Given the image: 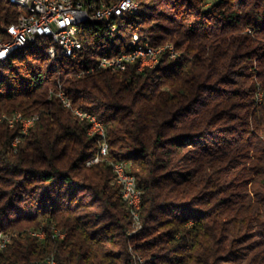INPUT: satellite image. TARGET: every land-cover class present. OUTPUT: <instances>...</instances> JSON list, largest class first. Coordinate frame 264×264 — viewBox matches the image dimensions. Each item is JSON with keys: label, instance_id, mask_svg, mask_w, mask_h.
Here are the masks:
<instances>
[{"label": "trees", "instance_id": "16d2710c", "mask_svg": "<svg viewBox=\"0 0 264 264\" xmlns=\"http://www.w3.org/2000/svg\"><path fill=\"white\" fill-rule=\"evenodd\" d=\"M135 1L113 38L79 24L74 58H51L39 37L0 62V118L35 119L15 145L20 125L0 120V264H264V0ZM18 13L0 0V35ZM132 33L178 54L86 72ZM58 83L105 125L107 161L86 164L96 138L50 96ZM108 161L141 191L134 232Z\"/></svg>", "mask_w": 264, "mask_h": 264}, {"label": "built area", "instance_id": "2783aa9c", "mask_svg": "<svg viewBox=\"0 0 264 264\" xmlns=\"http://www.w3.org/2000/svg\"><path fill=\"white\" fill-rule=\"evenodd\" d=\"M25 3V11H19L17 16H21L20 24H8L2 26L0 35V55L7 52L11 46H16L21 42H32L41 37V33H55L57 42H60V49H52L49 45L47 52L51 58L75 57V53L82 50V42L78 36V19L89 18L94 22H103L106 25L102 29L104 35L110 38L114 34H106V27L109 25H118L117 20L123 13H130L137 6L135 0H112L101 2L98 6L93 4L85 5L81 0H64V5H56L55 0H19ZM31 6H38V15H31ZM111 21V23H108ZM128 42L137 43V50L123 51L113 56H101L97 60V66L86 70L90 72L93 69L124 70L129 64L135 63L136 71L144 68H152V64H158L157 53H166L169 58H175L168 54V47L159 48L150 47L148 38L141 37L137 33H132ZM53 95L57 96L63 106L76 110V116L80 120L87 122V129H95V136L98 144L96 155L88 161L91 163L107 156V140L105 125L92 113L84 111L77 107H72L70 100L66 97L64 91L50 89ZM6 121V120H4ZM35 121V119H28ZM25 123V122H24ZM13 125H8L13 127ZM24 128H19V134L12 139V145L18 143L25 136ZM117 169H121L125 175V183L113 182L119 188L121 200L124 202L125 209L131 216L136 231L140 226L139 215L133 214V207L140 205L141 191L137 188L136 182L133 181V175L127 171V163L117 161ZM65 233L61 232L62 239ZM6 237V232L0 231V239ZM38 238L44 239V233H39ZM2 248H0L1 250ZM46 264H57V261L46 262Z\"/></svg>", "mask_w": 264, "mask_h": 264}, {"label": "bare ground", "instance_id": "6f19581e", "mask_svg": "<svg viewBox=\"0 0 264 264\" xmlns=\"http://www.w3.org/2000/svg\"><path fill=\"white\" fill-rule=\"evenodd\" d=\"M11 3L15 4L19 11H25V3L24 2H20L19 0H9ZM55 4L56 5H64V0H55ZM137 11V6L136 8H134V10H132L130 13H134ZM31 15H38V6H31ZM86 21H92V19L89 18H79L78 19V25L86 22ZM21 23V16H18L16 21L10 23V24H20ZM117 31V25H110L109 26V32L110 34H113ZM41 37H49L51 40V44H52V49H60V42H57V36L55 35V33H41ZM148 42L149 39H148ZM28 42H21L20 44L16 45V46H11V48H9L7 50L6 53L0 55V62L6 60L12 53L16 52L18 49L22 48L23 46H25ZM129 49L126 51H133V50H137V43L135 42H129L128 45ZM150 47H157V46H153L150 43ZM168 47V54L172 57H176L177 53L175 52V49L173 47L172 44L170 43H165L162 45H159V48H166ZM162 53H157V61H159L160 56ZM78 53H75V56H77ZM157 64H152V67L156 66ZM97 66V63L95 65V67ZM94 67V66H92ZM91 68V67H90ZM111 71H115V70H111ZM51 94H53V91H50V96ZM75 115H76V110H71ZM3 118H6L8 121V125H13V122H15V124H19L20 128H24L25 134L28 131V127L33 124V121H28V118H25L23 116H21L20 114H15L12 117H7L4 116ZM29 119H34V118H29ZM25 122V123H24ZM87 134L90 136H95V129H87ZM107 153H108V146H107ZM99 160H106V158L103 159H99ZM97 160V161H99ZM110 167H111V172L113 173V182H117V183H125V175L123 174V171L121 169H117V161H108ZM86 164H91V161H87ZM133 181H135V178L133 176ZM139 206L133 207V214L134 215H139ZM1 231V230H0ZM134 232V231H131ZM39 233H44V237L46 235V232L43 229L40 230H36L33 231L32 234L35 235L36 237H38ZM52 235L53 237L56 238H60L61 237V232L59 230L56 229H52ZM42 239V238H40ZM9 242V237H2L0 239V248L5 247V245ZM55 261L53 258H49L47 259L46 262H52Z\"/></svg>", "mask_w": 264, "mask_h": 264}, {"label": "rangeland", "instance_id": "374dc122", "mask_svg": "<svg viewBox=\"0 0 264 264\" xmlns=\"http://www.w3.org/2000/svg\"><path fill=\"white\" fill-rule=\"evenodd\" d=\"M210 1H212V0H209V2ZM209 2H208V4H209ZM175 49V48H174ZM175 52L178 54V52L175 50ZM258 96H260V93L258 94ZM4 116H6V115H2L1 116V118H0V120H6L5 118H3ZM7 117H11V116H7ZM6 123H7V121H6ZM8 125V124H7Z\"/></svg>", "mask_w": 264, "mask_h": 264}]
</instances>
